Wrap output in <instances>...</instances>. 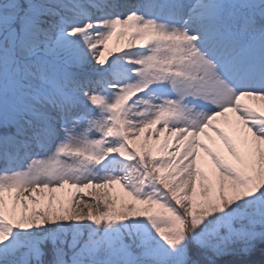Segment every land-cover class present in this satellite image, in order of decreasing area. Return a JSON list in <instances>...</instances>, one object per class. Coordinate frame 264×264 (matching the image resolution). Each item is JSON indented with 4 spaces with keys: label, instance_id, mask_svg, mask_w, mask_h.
I'll use <instances>...</instances> for the list:
<instances>
[{
    "label": "snow or ice",
    "instance_id": "snow-or-ice-1",
    "mask_svg": "<svg viewBox=\"0 0 264 264\" xmlns=\"http://www.w3.org/2000/svg\"><path fill=\"white\" fill-rule=\"evenodd\" d=\"M0 164V264H264V0H0Z\"/></svg>",
    "mask_w": 264,
    "mask_h": 264
},
{
    "label": "rangeland",
    "instance_id": "rangeland-1",
    "mask_svg": "<svg viewBox=\"0 0 264 264\" xmlns=\"http://www.w3.org/2000/svg\"><path fill=\"white\" fill-rule=\"evenodd\" d=\"M128 1H130L131 3H139V2H142V0H128ZM190 2H194V0H190ZM111 43H112V45H111ZM120 43L121 44H124V43H126V41L125 40H121L120 41ZM111 46V47H110ZM116 46V37L114 36L113 37V39H112V41H109V47L110 48H114ZM125 51H134V50H136V49H128V48H125L124 49ZM121 54V53H120ZM114 55H119V53H114ZM113 57H108V59L110 60V59H112ZM147 134V133H146ZM43 155V154H42ZM31 161H29L28 163H30ZM3 171V165L2 164H0V172H2ZM85 191H88V190H85Z\"/></svg>",
    "mask_w": 264,
    "mask_h": 264
},
{
    "label": "trees",
    "instance_id": "trees-1",
    "mask_svg": "<svg viewBox=\"0 0 264 264\" xmlns=\"http://www.w3.org/2000/svg\"><path fill=\"white\" fill-rule=\"evenodd\" d=\"M119 191H120V189H119ZM253 259H255V260H259L260 259V251H259V249L257 250L256 254L253 256Z\"/></svg>",
    "mask_w": 264,
    "mask_h": 264
}]
</instances>
